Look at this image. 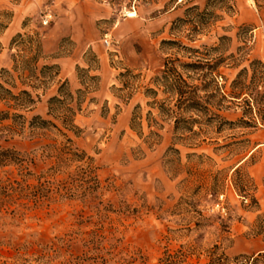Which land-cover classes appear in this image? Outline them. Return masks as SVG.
Masks as SVG:
<instances>
[{
  "label": "rangeland",
  "instance_id": "obj_1",
  "mask_svg": "<svg viewBox=\"0 0 264 264\" xmlns=\"http://www.w3.org/2000/svg\"><path fill=\"white\" fill-rule=\"evenodd\" d=\"M168 58L201 97L177 123ZM0 84L34 99L0 122V264H264V0H0Z\"/></svg>",
  "mask_w": 264,
  "mask_h": 264
},
{
  "label": "trees",
  "instance_id": "obj_2",
  "mask_svg": "<svg viewBox=\"0 0 264 264\" xmlns=\"http://www.w3.org/2000/svg\"><path fill=\"white\" fill-rule=\"evenodd\" d=\"M17 39H20L26 42L25 39H23L20 35L17 36ZM29 41L26 43L29 44L32 40L31 38H28ZM15 41V40H14ZM36 50L40 51V44L38 41H36L35 44ZM37 53V54H38ZM36 61V55L30 58H27L26 63L27 66L23 67L24 70H26L28 73H30L29 77L32 79L29 83H32L33 85H29L30 88L35 89L36 84H41V80L36 77L35 74V67H28V65L32 62ZM176 59L168 58L166 59L163 69L159 72V76L155 78L154 82L158 88H161L162 93L165 95V99L163 100L162 110L161 113L163 116L168 118H173L175 120V123L179 121L178 117V111L182 110H199V104L201 101V97L197 95V88L195 86L190 85L185 79L182 78V75L177 71L176 67ZM192 66V65H191ZM57 68L56 65H53L51 67L44 66L42 69H53ZM18 69L17 65H14V71ZM10 75L9 71L3 70L2 73ZM28 78V77H27ZM14 87V86H12ZM150 92L153 95H157V91H154L150 89ZM72 99L71 95L64 90V84L59 88L58 95L55 97L50 98L49 100V109L50 112L55 110L57 106L61 105L62 107V113L60 117H56L58 120H62V124L64 125V128L68 130L76 129V127L73 125V116H74V109L69 106L68 102ZM0 101L4 102L6 104V107L8 110L6 111H0V122L6 121L10 119V113L9 110H26L31 107L32 104H34V99L32 98V95L29 91L22 90L18 94H13L10 90L5 89L0 84ZM13 116V115H12ZM14 117L23 118L22 115L14 114ZM55 119V118H54ZM194 120V119H190ZM33 128L37 130L47 129L46 126L55 127L53 123L50 121H46L41 119L40 117H33L32 122ZM190 123V122H189ZM63 136L65 139V145L64 148L66 150V154L70 157H76L77 154L74 153V148L72 147V141L67 138L64 134ZM58 151H62L58 148ZM7 152L0 153V157H2L3 162H8V156L6 155ZM1 161V162H2ZM86 166L90 167L88 164L89 162H86ZM221 261L228 262L229 258L226 257L224 254L220 257ZM233 260H237V258H234ZM184 262V255L181 253L176 254H169L167 253L165 257L160 260V264H182Z\"/></svg>",
  "mask_w": 264,
  "mask_h": 264
},
{
  "label": "built area",
  "instance_id": "obj_3",
  "mask_svg": "<svg viewBox=\"0 0 264 264\" xmlns=\"http://www.w3.org/2000/svg\"><path fill=\"white\" fill-rule=\"evenodd\" d=\"M48 22H49V18H48V16H46V17H45V20L43 21V25H46ZM104 43H105L106 46L109 45L108 40H104ZM217 206H218V205H217Z\"/></svg>",
  "mask_w": 264,
  "mask_h": 264
},
{
  "label": "bare ground",
  "instance_id": "obj_4",
  "mask_svg": "<svg viewBox=\"0 0 264 264\" xmlns=\"http://www.w3.org/2000/svg\"><path fill=\"white\" fill-rule=\"evenodd\" d=\"M129 17H133V16H135L133 13H130L129 15H128Z\"/></svg>",
  "mask_w": 264,
  "mask_h": 264
}]
</instances>
